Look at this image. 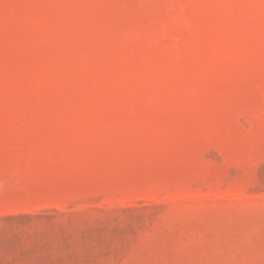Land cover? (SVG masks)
Returning <instances> with one entry per match:
<instances>
[{
  "label": "rangeland",
  "instance_id": "rangeland-1",
  "mask_svg": "<svg viewBox=\"0 0 264 264\" xmlns=\"http://www.w3.org/2000/svg\"><path fill=\"white\" fill-rule=\"evenodd\" d=\"M0 264H264V0H0Z\"/></svg>",
  "mask_w": 264,
  "mask_h": 264
}]
</instances>
